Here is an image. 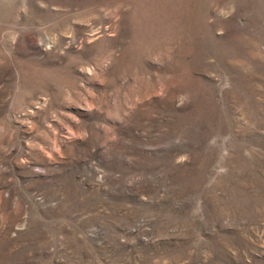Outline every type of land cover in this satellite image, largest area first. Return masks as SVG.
Masks as SVG:
<instances>
[{"label":"rangeland","instance_id":"374dc122","mask_svg":"<svg viewBox=\"0 0 264 264\" xmlns=\"http://www.w3.org/2000/svg\"><path fill=\"white\" fill-rule=\"evenodd\" d=\"M0 264H264V0H0Z\"/></svg>","mask_w":264,"mask_h":264}]
</instances>
